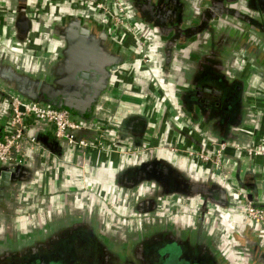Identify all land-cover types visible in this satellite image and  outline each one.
<instances>
[{"label": "flooded vegetation", "instance_id": "1", "mask_svg": "<svg viewBox=\"0 0 264 264\" xmlns=\"http://www.w3.org/2000/svg\"><path fill=\"white\" fill-rule=\"evenodd\" d=\"M49 1L51 4L55 2V0ZM82 1L92 9L94 8L84 0ZM178 1L181 3L182 17L186 15V4L183 0ZM63 2L68 3L67 0ZM121 2L126 12V20L133 31L127 26L114 25L110 20L111 30L118 37H122L125 43H121L114 34L112 38L115 44L119 43L131 52L135 61L123 63L119 69L133 67L131 72L137 69L150 77L146 88L163 89V97L152 89L141 94L133 93L134 96L140 95L153 105L150 109L156 117L158 116V124L155 123L158 126V138L154 132L149 131L151 124L147 115L146 118L140 114H133L122 119L121 122L116 120V116H111L107 120L98 118L81 135L90 139L95 131L102 130L104 132L102 146L105 149L103 152L99 151L102 156L92 161L87 156L91 147H85L81 153L80 150L71 147L75 149L77 156L73 154L69 158L58 157L55 160L54 169L39 173L41 176L39 179L44 182L45 175H49L46 176L49 178L56 174L58 176L62 174V178H65L66 167L78 171V178L74 179L70 176L72 183L69 189L73 187L75 193L80 196L87 193L99 199L103 203V208L105 207L112 214V219L106 217L100 225V222L94 220L96 217L94 214H73L67 219L50 224L48 229L43 230V237L51 233L44 239L48 242L36 241L35 237L22 235L25 245L0 251V264H159V262L165 264L160 259L167 249L177 251L179 258L181 257L189 264H224L225 262V264H231L223 254L213 251V248L205 242L194 241L192 236L182 235L183 232L177 227L164 222L161 213L165 212L170 203L166 202L167 197L158 188L152 191L144 188L131 195L117 197L111 196L110 191L97 190L96 183L88 179L94 170L115 169L123 157L133 159L140 155V159L135 158L133 161L146 162V165L145 171L135 174L136 179L160 176L159 181L166 183L172 174L171 169L154 154H157L161 148H165L166 143L174 145L176 141L169 142L166 136L161 137L159 134L161 124L170 120L165 119L166 117H163L166 121L159 118L162 106H166L164 112H169L172 119H181L190 129L197 130L196 135L201 138L200 142L183 136L182 140L187 142L183 144V150L175 147L174 149L194 160L197 167L203 171L213 168V171L219 172L224 180H227L225 162L231 157L227 153L231 148L240 150L243 156L250 159L257 156L264 158V142L252 143L248 148L246 143L250 139L249 131L236 130L232 133L231 129L234 127L227 124L230 122L227 115L234 116L231 121L233 126L232 124L236 121H242L244 111L247 115L251 112L247 111V107L245 108V93H240L238 88H232L237 83L239 85V82L232 79L227 72V63L225 67V63L221 60L226 47L233 46L240 55L253 58V62L264 70V0H224L219 8L218 0H207L197 19H188L189 25L184 23L183 18L179 20V13L170 11V6H161L163 0H151L149 6H147V0H121ZM2 11L0 8V13ZM233 27L237 30L236 34L233 32ZM205 30L213 34L215 42L211 50H205L200 47L201 45L195 47L199 42V34L204 33ZM147 31L157 34V38L154 37L151 40L145 34ZM228 32L235 34L233 44H229ZM22 46L16 44L15 48L22 51ZM158 48L162 57L156 64L155 57L158 52L155 50L159 51ZM130 60L131 57L127 56L126 61ZM242 84L246 85L243 81ZM136 87L140 88V85L137 84ZM261 92L264 94L263 91ZM249 97L254 96L251 94ZM256 97L259 98V96ZM132 99L134 100V97ZM132 103L128 102L125 110L137 113L134 110L136 105ZM118 104L122 106L123 100H119ZM226 105L230 108L228 113L225 110ZM147 111L149 112V108ZM257 113L264 114L262 110ZM222 116H227L226 123L214 125L216 118L221 120ZM128 131L133 134L130 135ZM178 133L180 134V131ZM225 133L227 136L223 137ZM158 143L163 147L158 146ZM167 149L173 150L170 147ZM75 151L73 150V153ZM143 153H145L144 156L141 155ZM154 156L160 163L153 159ZM113 161L117 163L115 166L107 164ZM24 166H26L25 163L20 168L21 179L27 176ZM176 175H180L176 178L179 183L177 187L184 193H200L198 194L202 199L200 208H204L207 213L212 206L211 198L217 197L214 191L225 197L224 205L220 208L228 209L231 193L218 184V180L213 181L206 179V176L199 177L193 174L183 178L177 172ZM128 177L125 179L127 180ZM124 181L121 180V183ZM237 184L236 192L240 197V206L250 220L249 224L253 226L249 235L254 241V259L251 263L264 264V223L254 222L248 216L250 204L263 209L264 205L259 204L253 194L244 191L242 179ZM124 187L130 190L134 186L131 187L128 184ZM141 191L143 194L146 193V196L140 194ZM131 201H134L132 203L139 215L134 216L130 211H125ZM174 211L177 212L176 207ZM150 218H157L158 223L154 222L145 228L143 221ZM31 240H34V243L26 245Z\"/></svg>", "mask_w": 264, "mask_h": 264}, {"label": "crops", "instance_id": "2", "mask_svg": "<svg viewBox=\"0 0 264 264\" xmlns=\"http://www.w3.org/2000/svg\"><path fill=\"white\" fill-rule=\"evenodd\" d=\"M67 1L68 3H64L63 0H55L54 4H51L49 0H0V8L3 10L0 13V59L5 58L18 68L39 69L46 66L65 47L59 28L67 20H73L78 17L83 18L85 15H91L100 23H104L113 37L114 32L110 27V16L115 14L113 5L110 8L111 13H104L96 11L94 8L92 9V7L83 3L82 0ZM206 1L183 0L186 4V15L182 17L181 3L178 0H163L161 6H170V11L179 13L178 19L181 20L183 18L184 23L189 25L188 19H197L200 13H202ZM223 2L224 0H218L217 7H221ZM149 3H151V0H147V6H149ZM26 22L28 25L24 29L23 25ZM233 28V32L236 34L237 30L235 27ZM234 33L228 32L230 36L229 44H233ZM145 34L151 40L158 36L157 34L154 35L151 31H147ZM114 36L121 43H125L122 37H118L116 34ZM198 38L199 42L195 47L201 45L200 47L205 48V50L213 48L212 45L215 41H213L211 31L205 30L204 33L199 34ZM16 44L23 45L22 51L15 48ZM233 50L237 51L233 46L226 47V52L221 55V60L225 63V67L227 63V72L232 79L239 82V85L237 83L232 88H238L240 93H245V108L247 107V111L251 113L247 115L246 111H244L242 121H236V123L232 124L233 126H231V121H233L232 118L234 116L226 114L230 121L227 124L230 127H234V130L231 129L232 133H235L236 130L239 132L243 130L249 131L248 135L250 139L246 143V147L249 148L252 143L259 142L258 144H262L264 142L262 141L264 140V114L257 113V111L261 110L264 112V97H262L264 94L261 92H264V70L253 62V58L243 57L244 55H240L238 51L233 53ZM155 51L158 52L155 57L157 64V62H160L159 60H161L162 56L160 49L159 51L157 49ZM186 54L185 57H187ZM132 68L129 66L117 72L112 87L103 98L98 117L107 120L111 116H116V120L121 122L122 119L128 118L133 114H140L142 117L147 115L151 124L149 131L154 132L158 138L159 131L156 125L158 124V116L156 117L150 109V106L153 105L148 100H144L142 96H134L133 93L141 94L146 90L151 91L152 89L155 93L159 92L160 97H163V89L146 88L147 81L150 78L148 74H142L137 69L131 72ZM242 81L245 82V86L242 84ZM137 84L140 85V88L136 87ZM251 94H253V98L249 97ZM256 96H259V98ZM133 97L134 100L132 99ZM119 100H123L124 104L122 106L118 104ZM128 102H133L132 104L136 105L134 110L137 113L125 110L127 109L125 107ZM165 107L162 106L160 108L161 116L159 113V118L164 121L168 118L170 120L161 124V132L159 134H161V137L166 136V140L169 142H173L174 140L177 143L175 142L174 145L166 143L165 148H161L154 155L159 156V160L164 161L171 169L170 173L172 174H170L166 183L159 181L160 176H151L150 179L145 178V176L144 178H139V180L136 179L135 174L137 172L145 171L146 162L136 161L140 159V155L133 158H136L135 161L123 157L115 169L94 170L88 181L91 180L96 183L95 187L97 190L110 191L111 196L117 197L131 195L137 191L144 190V188L149 191L158 188L167 197L166 202L169 201L170 203L167 205L165 212L161 213L165 223L177 227L183 232L182 235L192 236L191 238L194 241L201 240V242H205L213 248V251L223 254L231 264H252L251 262L254 259V241L249 235L251 233L250 229L253 226L249 224L250 220L242 211L236 187L238 186L237 182L242 179L244 191L253 194L257 198L258 203L264 205L263 156L250 159L243 156L240 150L231 148L227 151L231 157L225 162L227 180H224V177L219 172L213 171V168H210L209 171H203L197 167L194 160L174 149L175 147L183 150V144L187 143L182 140L183 136H187L195 142H200L201 138L196 135L197 130L193 131L190 129L180 118V120L172 119L169 112H164ZM225 107L228 113L230 108L228 105ZM117 108L118 110L116 111ZM148 108L149 112L147 111ZM227 116H222L221 120L216 118L213 124L220 125V123H226ZM163 117L166 118L163 119ZM9 118L10 104L8 96L6 93L0 92L1 138L6 134L5 130L8 126ZM179 131L180 134L178 133ZM128 132L131 135L132 132ZM27 136L38 139L40 147L32 145L29 142L24 143L23 152L26 158L24 172L27 175L25 176L26 178L21 179L20 173L15 171L12 173L11 179L6 181L2 178L0 172V251L24 246L22 235H29L32 238L35 237V239L41 238L44 234L43 230L48 229L50 224H54L65 218L67 219L73 214H94L96 216L94 220L100 222V225H102L106 217L112 219V214L105 207L103 208V203L99 199L87 193L86 195H81L82 197L85 196L84 198H80L81 196L78 193H75V195L69 193L73 189V187L69 189L72 183L70 176L74 177V179L78 178V171L72 168L67 169L66 167L65 178H62V174L59 176L56 174L49 178L46 177L49 175H45L44 182L40 181L39 178L41 176L39 173L54 169L55 160L58 157L69 158L73 154L76 157L77 153L74 148H71L67 143L55 141L50 132L42 131L41 127H37L35 124L29 125ZM225 136H227V133L223 137ZM243 138H246V136ZM158 146L163 147L160 143H158ZM168 147L173 150L167 149ZM73 150L75 153H73ZM99 151L103 152L95 148L90 149L87 153L88 159L96 161L98 157L102 156ZM141 155L144 156L145 153ZM155 156L153 159L160 163ZM114 161L107 164L115 166L117 163ZM1 170H5V168H1ZM176 172L181 174L183 178L189 176V174H193V176L199 177L206 176V179L209 178L213 181L218 180V184L225 187L231 193L228 209L220 208L224 205L225 197L217 191H214L217 195V197L213 196L215 199L210 197L212 205L210 211L207 213L204 208L201 209L202 199L198 195L200 193H184L178 188L179 183L176 178L180 175L177 176ZM127 176L129 177L126 180L125 177ZM121 180L125 181L121 183ZM4 182L8 183L6 187L2 186ZM128 184L131 187L134 186L133 189L128 190L126 189L127 187H124V185ZM140 194L146 196V193L143 194L142 191ZM172 201L173 203H171ZM132 202L134 201L128 204V208L125 211H130L134 216L139 215ZM174 207H176L177 212L174 211ZM143 222L145 228L148 225L154 224V222L158 223L157 218H150Z\"/></svg>", "mask_w": 264, "mask_h": 264}, {"label": "water", "instance_id": "3", "mask_svg": "<svg viewBox=\"0 0 264 264\" xmlns=\"http://www.w3.org/2000/svg\"><path fill=\"white\" fill-rule=\"evenodd\" d=\"M27 25L24 23L23 28ZM59 29L65 47L46 66L18 68L5 58L0 59V92L32 104L64 109L75 121L91 127L99 118L101 103L119 68L135 59L121 44H115L109 29L91 15L67 20ZM127 56L130 61H126ZM20 168L0 166L2 178L10 180L13 172L20 173ZM46 237L36 241L48 242Z\"/></svg>", "mask_w": 264, "mask_h": 264}, {"label": "built area", "instance_id": "4", "mask_svg": "<svg viewBox=\"0 0 264 264\" xmlns=\"http://www.w3.org/2000/svg\"><path fill=\"white\" fill-rule=\"evenodd\" d=\"M84 2L104 13H111L110 8L113 5L115 14L110 16L111 22L114 25L127 26L133 31L126 20V12L120 0H84ZM8 101L10 118L5 130L6 134L0 138V166L18 168L24 165L26 158L23 147L26 142L40 147L38 139L27 136L31 124L40 126L44 132H50L55 141L67 143L80 151L85 147L105 151L102 146L104 132L95 131L92 138H84L81 134L87 131V127L75 121L66 110L32 104L16 96H8ZM248 216L254 222L264 223V209L259 206L250 204Z\"/></svg>", "mask_w": 264, "mask_h": 264}, {"label": "rangeland", "instance_id": "5", "mask_svg": "<svg viewBox=\"0 0 264 264\" xmlns=\"http://www.w3.org/2000/svg\"><path fill=\"white\" fill-rule=\"evenodd\" d=\"M69 193L75 195V190L72 189V191L70 190ZM177 253H178L177 251L167 249L161 256L160 260L161 262L163 261L165 264H189L186 263L185 260H183L181 257L179 258V255Z\"/></svg>", "mask_w": 264, "mask_h": 264}, {"label": "trees", "instance_id": "6", "mask_svg": "<svg viewBox=\"0 0 264 264\" xmlns=\"http://www.w3.org/2000/svg\"><path fill=\"white\" fill-rule=\"evenodd\" d=\"M1 138V137H0Z\"/></svg>", "mask_w": 264, "mask_h": 264}]
</instances>
